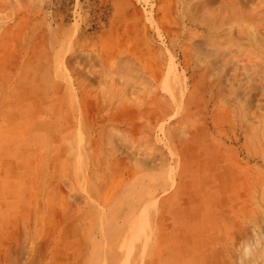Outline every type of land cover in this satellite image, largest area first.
Here are the masks:
<instances>
[{
    "label": "rangeland",
    "instance_id": "1",
    "mask_svg": "<svg viewBox=\"0 0 264 264\" xmlns=\"http://www.w3.org/2000/svg\"><path fill=\"white\" fill-rule=\"evenodd\" d=\"M0 264H264V0H0Z\"/></svg>",
    "mask_w": 264,
    "mask_h": 264
}]
</instances>
